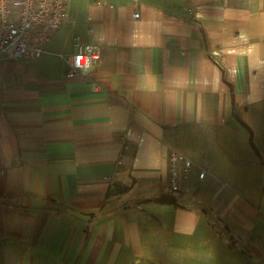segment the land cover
I'll list each match as a JSON object with an SVG mask.
<instances>
[{
  "label": "crops",
  "instance_id": "obj_1",
  "mask_svg": "<svg viewBox=\"0 0 264 264\" xmlns=\"http://www.w3.org/2000/svg\"><path fill=\"white\" fill-rule=\"evenodd\" d=\"M68 15L39 59L0 60V264H264V0ZM74 36L103 60L68 78Z\"/></svg>",
  "mask_w": 264,
  "mask_h": 264
},
{
  "label": "built area",
  "instance_id": "obj_2",
  "mask_svg": "<svg viewBox=\"0 0 264 264\" xmlns=\"http://www.w3.org/2000/svg\"><path fill=\"white\" fill-rule=\"evenodd\" d=\"M71 0H0V60L19 59L35 61L44 53V46L51 36L68 22V6ZM139 17V15H137ZM93 32V29H89ZM101 49L74 36L72 52L67 56L66 76H86L87 72L101 64ZM98 87H95V90ZM129 150L125 139L115 151L119 156ZM122 165V161L117 163ZM192 161L181 153L172 152L169 169V189L172 193L190 190ZM200 180L205 173L199 174Z\"/></svg>",
  "mask_w": 264,
  "mask_h": 264
},
{
  "label": "trees",
  "instance_id": "obj_3",
  "mask_svg": "<svg viewBox=\"0 0 264 264\" xmlns=\"http://www.w3.org/2000/svg\"><path fill=\"white\" fill-rule=\"evenodd\" d=\"M132 185H128V186H124L122 189H121V193L123 194V193H126V192H128L129 190H130V187H131ZM120 193V194H121ZM169 201H171L170 203H172V204H176V202L174 201V200H169ZM156 202H158V203H164V202H166L165 200H161V199H159V200H157Z\"/></svg>",
  "mask_w": 264,
  "mask_h": 264
},
{
  "label": "rangeland",
  "instance_id": "obj_4",
  "mask_svg": "<svg viewBox=\"0 0 264 264\" xmlns=\"http://www.w3.org/2000/svg\"><path fill=\"white\" fill-rule=\"evenodd\" d=\"M63 27H64V26H63ZM60 29H62V28H60ZM57 31H58V30H57ZM202 172L205 173V176L207 175L206 172H204V171H202ZM236 249H237L238 251L244 253V254L246 255V257H247V252H246L245 249H243V247H241V245H238V244H237Z\"/></svg>",
  "mask_w": 264,
  "mask_h": 264
}]
</instances>
